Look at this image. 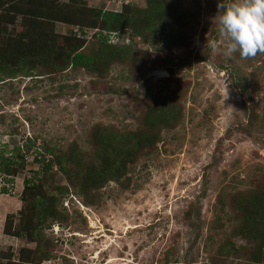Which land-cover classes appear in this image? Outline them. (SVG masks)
Masks as SVG:
<instances>
[{
  "label": "rangeland",
  "instance_id": "obj_1",
  "mask_svg": "<svg viewBox=\"0 0 264 264\" xmlns=\"http://www.w3.org/2000/svg\"><path fill=\"white\" fill-rule=\"evenodd\" d=\"M124 2L131 11L146 4L54 0L65 21L46 22L51 4L41 7L44 0H0V8L10 10L0 33L10 39L0 43L1 67L13 65L18 33L28 23L84 38L82 51L95 52L98 41L91 37L100 19L87 26L93 16L77 24L69 22L77 15L66 14L75 8L120 12ZM163 3L169 18L154 33L138 35L141 21L135 30L115 31L117 43L131 38L128 55L100 58L89 71L34 65L29 72L0 73V151L17 169L9 176L0 168V192L6 189L0 193V264H21L30 251L48 253L34 264H264L251 258L259 256L255 242L234 232L232 208L240 197L264 192V53L229 58L209 48L213 40L223 47L217 0ZM164 97L178 101V121L158 128L134 157L119 153L123 173L86 188V197L71 184L73 174L54 162L44 171L32 160L34 151L49 159L47 148L74 158L62 163L71 173L97 169L102 157L115 154L106 142L102 147L100 130H146L147 109ZM25 179L35 183L27 211L20 199ZM36 197L39 207L31 203Z\"/></svg>",
  "mask_w": 264,
  "mask_h": 264
},
{
  "label": "trees",
  "instance_id": "obj_2",
  "mask_svg": "<svg viewBox=\"0 0 264 264\" xmlns=\"http://www.w3.org/2000/svg\"><path fill=\"white\" fill-rule=\"evenodd\" d=\"M145 2V7L140 10L133 9V11H131L130 4L128 2H124L122 11L120 12L107 11L102 14L97 13L95 15L88 8L86 11H80L78 8L69 10L66 16L77 15V18L70 20L69 22L79 24L80 18H83V20L87 22L88 15H91L93 16V23L87 24V26H95L94 24L97 23V19H100V28L98 33H94L91 37L93 40L97 39L98 41L95 52H91L93 51L91 49L92 47L88 53L82 51L85 47L84 38H78L74 35L60 36L55 34L47 24L36 26L37 29H34L35 25L28 23L29 29L18 33L19 38L16 45H19L21 49L19 48L18 51H15L16 60L15 58L13 59V65L10 67L4 65L2 68L0 65V73L14 75L17 72H29L34 65L47 69L51 68L59 70H64L68 67H79L89 71V69L96 64L100 58L110 57L117 59L116 56L118 54L125 53L128 55L132 51L131 38L129 37L130 39H127V41L122 43H117V39L114 40L112 38V36H119L118 33L115 32L116 30L125 27L135 30L136 23L141 21L142 25L139 28L140 30L135 32L140 36H144V30H146L147 33H154L158 25L164 23V21L169 18L170 11L167 9L168 5L163 3V0H145ZM48 3L51 5L47 6ZM43 4L44 5L40 6H47L51 9L49 11L50 13H48V15H46L47 17H45L46 22L53 21L54 19L63 22L65 21V15H62L59 12L60 5L54 3V0H44ZM9 11V9L4 8L2 9V12H0V33L4 30L5 22H8L6 14H8ZM54 12H59L60 14H55ZM80 14H82L83 17H80ZM49 15L50 18H48ZM5 40L10 41V39H2V37H0V43L5 42ZM2 48L4 49L1 45L0 49ZM1 59L3 58L0 56V60ZM176 105H179L178 101L174 102L170 97H164L155 105L150 106L145 113L146 130L141 132L135 131L133 133H115L109 128H103L100 130L99 133L100 135L103 134L102 139H104L101 143L102 147L104 142H106V147L109 148L107 151L111 149L110 151H114L115 154H105L106 156L101 159L103 166L99 168L96 167L97 169L92 167L90 170L87 169L71 173L68 166L66 167L62 163L72 160L74 161V158L70 160L67 158V154L64 153L54 155V152L47 148H44V154L46 153L50 156L49 159H44V156H42L43 153L41 154L38 151H34L32 160L34 162H42L41 166L44 171H48L50 169L51 162H54L63 174H73L71 184L73 186L78 185L79 193L85 195L86 188L90 189L92 187H101L106 180H112L123 173L125 162L120 160L122 155L119 153L125 152L128 156L134 157L142 148L152 144V137L157 133L158 128L170 126L176 123L180 115V107H177ZM16 149L18 148L16 147ZM0 161L2 162V166L0 168L4 170L5 174L9 176H14L16 174L17 169L14 168L16 165H11V163L3 157L1 151ZM105 165L107 167V171L109 169V172L101 170L105 167ZM77 180L80 181L79 184ZM34 187L35 183H32L31 180L25 179L23 181L20 199L24 208H26V211L29 208V205H27L29 202L27 192ZM3 189L4 188H2L0 193H6V189ZM87 195L88 194H86L85 197ZM39 200L40 199L36 197L34 200L32 199L31 203L39 207ZM86 202L93 203L94 199H90V197H88L86 198ZM232 208L236 214L237 221L234 232L240 234L247 240L254 241L256 249L259 251V256H252L251 258L264 261V192H262V194L261 192L256 193V195L252 197H240L239 200H236V203ZM38 211L39 213L43 212L42 209H39ZM6 220L7 217L3 223V231L9 233L10 231L7 229ZM22 225V232H24L25 236L27 233L28 236L32 231L28 225L24 223ZM16 232L14 234H16ZM231 250L233 252H238V250L234 248H231ZM27 252L28 251H26V253ZM28 255H26L25 262H22L21 264H29L30 262H33L32 264H34V262L38 263L40 260L48 257L47 252L38 253L37 251H30L28 252ZM34 257H37L38 259L35 261Z\"/></svg>",
  "mask_w": 264,
  "mask_h": 264
},
{
  "label": "clouds",
  "instance_id": "obj_3",
  "mask_svg": "<svg viewBox=\"0 0 264 264\" xmlns=\"http://www.w3.org/2000/svg\"><path fill=\"white\" fill-rule=\"evenodd\" d=\"M215 15L222 48L208 42L210 49L241 59L264 53V0H217Z\"/></svg>",
  "mask_w": 264,
  "mask_h": 264
},
{
  "label": "built area",
  "instance_id": "obj_4",
  "mask_svg": "<svg viewBox=\"0 0 264 264\" xmlns=\"http://www.w3.org/2000/svg\"><path fill=\"white\" fill-rule=\"evenodd\" d=\"M112 38H113V39H116V36H115V37L112 36Z\"/></svg>",
  "mask_w": 264,
  "mask_h": 264
},
{
  "label": "water",
  "instance_id": "obj_5",
  "mask_svg": "<svg viewBox=\"0 0 264 264\" xmlns=\"http://www.w3.org/2000/svg\"><path fill=\"white\" fill-rule=\"evenodd\" d=\"M163 74V73H162Z\"/></svg>",
  "mask_w": 264,
  "mask_h": 264
}]
</instances>
